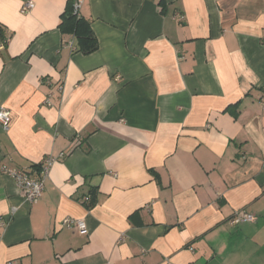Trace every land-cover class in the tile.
I'll return each instance as SVG.
<instances>
[{"label":"crops","instance_id":"obj_1","mask_svg":"<svg viewBox=\"0 0 264 264\" xmlns=\"http://www.w3.org/2000/svg\"><path fill=\"white\" fill-rule=\"evenodd\" d=\"M66 1L0 0V264H264V0H76L90 55Z\"/></svg>","mask_w":264,"mask_h":264},{"label":"built area","instance_id":"obj_2","mask_svg":"<svg viewBox=\"0 0 264 264\" xmlns=\"http://www.w3.org/2000/svg\"><path fill=\"white\" fill-rule=\"evenodd\" d=\"M76 12L79 9V2L74 4ZM33 9V4L31 2L24 3L21 7V13H27ZM72 47V42L68 43ZM2 46H0L1 48ZM182 59V58H180ZM46 105L49 106L48 101ZM11 112L6 108H0V126L7 130L11 122ZM55 163V159L51 156H47L43 159L40 165V172L37 177H31L28 173L10 168L7 166H2V173L10 176L18 186L20 192L22 193L23 199L26 203L30 205L36 204L42 195V190L44 188V183L48 177V173L52 165ZM87 200V199H85ZM255 221V217L252 214L246 212H239L233 218L230 219L229 223L232 226L239 225L242 223H252ZM61 228H65L71 232L82 233L86 229L85 222L80 219L67 218L61 223ZM8 264H14L9 262Z\"/></svg>","mask_w":264,"mask_h":264},{"label":"trees","instance_id":"obj_3","mask_svg":"<svg viewBox=\"0 0 264 264\" xmlns=\"http://www.w3.org/2000/svg\"><path fill=\"white\" fill-rule=\"evenodd\" d=\"M76 0H67L59 17L58 30L63 36L71 38L72 51L82 55H90L97 51L98 41L91 29V22L76 12L74 4ZM9 38L5 35L0 25V46H5ZM88 199L84 203L88 202ZM94 200L91 198L86 207L91 208Z\"/></svg>","mask_w":264,"mask_h":264}]
</instances>
